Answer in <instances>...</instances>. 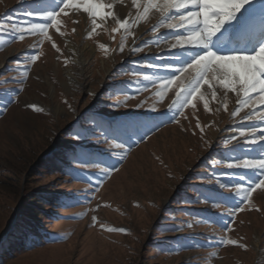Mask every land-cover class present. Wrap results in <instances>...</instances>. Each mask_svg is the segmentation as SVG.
<instances>
[{
    "label": "rangeland",
    "instance_id": "obj_1",
    "mask_svg": "<svg viewBox=\"0 0 264 264\" xmlns=\"http://www.w3.org/2000/svg\"><path fill=\"white\" fill-rule=\"evenodd\" d=\"M31 3L32 0H0V30L7 25L10 32L13 23L22 25ZM130 3L124 0L115 7L127 16L134 12ZM61 25L64 36L49 30L60 53L48 40L40 43L38 37L0 47V97L12 100L0 107V264H264V211H245L236 216L235 230L228 236L245 244L243 250L217 246L224 231L201 221L206 213L213 219L220 217L226 208L184 203L197 199L196 188L216 187L224 196L232 197L214 183L199 179L212 171H230L220 163L225 151L220 140L235 134L224 131L231 129L234 122L223 110L216 115L205 113L203 103L198 102L195 111L184 110L187 119L180 117V123L166 124L140 143H135L134 137L126 153L104 143L97 133L86 142L87 146L108 154L110 162L119 167L97 193L83 180L61 172L64 153L75 143L65 132L74 117L62 100L67 99L77 109V115L90 112L113 121H159L160 114L167 113L173 95L169 92L163 103H157L154 89L138 94L136 77L122 74V70L133 67L130 61L167 52L163 45L136 55H129L127 50L117 54L111 49L117 47L120 34H115L116 41L111 39V21L108 31L98 28L99 34L91 38L87 36L90 25L86 14L70 12L62 18ZM149 26L141 24L137 34ZM150 36L151 33L142 39ZM4 38L0 31V39ZM70 42L78 49V63L70 55ZM99 44L106 45L110 52L106 55ZM29 51L40 55L35 64L12 63L20 53ZM26 66L29 75L24 78ZM138 70L150 71L143 67ZM13 78L23 84L5 83ZM8 91H18L19 95L4 96ZM89 92L95 96L90 98ZM141 101L143 106L137 107ZM28 103L50 109L51 114H35L25 107ZM117 103L121 107H110ZM153 107L155 111L150 110ZM233 107L235 96L230 94L229 110ZM210 108H215V103ZM197 120L202 125H212L205 128L204 138L217 146L206 150L201 132L195 127ZM84 126L93 127L90 122ZM71 167L85 174H100L98 167ZM85 192L89 195L84 196ZM260 195L259 191L254 193L252 202L264 208ZM70 196L74 199L69 200ZM58 201L74 206L62 207ZM77 216L81 218L74 219ZM93 216L97 218L95 225ZM13 220L10 231L2 237ZM109 228L126 231L109 232ZM167 228L181 230L165 231Z\"/></svg>",
    "mask_w": 264,
    "mask_h": 264
},
{
    "label": "snow or ice",
    "instance_id": "obj_2",
    "mask_svg": "<svg viewBox=\"0 0 264 264\" xmlns=\"http://www.w3.org/2000/svg\"><path fill=\"white\" fill-rule=\"evenodd\" d=\"M116 4H124V0H32L31 10L25 12L26 19L22 25L13 23L10 32L6 30L7 25L0 30L6 37L0 39V47L23 41L26 37H38L41 38L40 43L48 40L51 47L60 53L61 49L52 40L49 30H56L60 36H64L65 32L61 31L62 18L70 12L83 13L90 25L87 32L89 38L99 34L98 28L108 31V22L111 21V39L116 41L115 34H120L119 41H116L117 47L111 49L112 53L124 54L127 50L129 55H136L146 49L150 51L152 47L161 48L162 45L168 49L167 52L130 61L133 67L122 70V74L136 77L138 94L154 89L157 103H163L169 92L173 94L167 105V113H161L159 121L151 118L113 121L90 112L77 115V109L67 99L62 100L74 117L65 132L75 143L69 145L64 153L61 172L83 180L93 193H97L112 173L119 171L117 164L110 162L108 154L87 146L86 142L97 133L104 138V143L123 149L126 153L130 151L134 137L135 143H140L160 127L172 122L180 123V117L187 119L184 110L191 108L195 111L198 102L203 103L205 113L216 115L223 110L234 122L231 129L224 131L235 134L220 140L225 147L224 159L220 163L230 171H212L199 179L214 183L219 189L232 193V197L224 196L216 187L196 188L197 199L185 200L184 203L202 202L212 208H226L227 211L220 217L213 219L210 213H206L201 221L215 224L224 231L225 235L217 242V246H234L246 250L245 244L230 238L228 233L235 230L233 224L239 213L264 211V208L252 202L253 194L258 191L261 193L259 199L264 202V0H131L129 7L134 12L127 16L120 14ZM141 24L150 26L138 35L136 29ZM149 33V39H142ZM129 39L131 44L128 43ZM138 40L141 43L138 44ZM32 47L35 49L36 45ZM99 48L106 55L110 52L104 44H99ZM39 59L40 55L29 51L20 53L12 63L31 65ZM64 63L67 65L68 60ZM138 67L150 71H139ZM22 75L28 77L29 67L23 69ZM13 82L23 84L22 80L17 81L15 78L5 81ZM230 94L235 96V107L231 110ZM18 95V91L4 93L7 97ZM88 96L92 98L95 93L89 92ZM10 103L11 99L3 100L0 97V107ZM213 103L215 108H210ZM143 104L141 101L137 107ZM25 107L35 114H51L50 109L46 110L35 103H28ZM110 107L119 108L121 105L117 103ZM150 110L156 109L153 107ZM89 122L93 127L84 126ZM195 127L201 132L200 139L206 150L217 146L214 141L204 138L205 128L212 125H202L197 120ZM71 165L80 169L98 167L100 174L94 176L77 172ZM58 205L74 206L66 201H58ZM225 216L229 219L225 220ZM92 223H97L96 216L92 217ZM100 227L103 229L104 225ZM164 230L176 232L181 229ZM107 231L126 230L109 228Z\"/></svg>",
    "mask_w": 264,
    "mask_h": 264
},
{
    "label": "bare ground",
    "instance_id": "obj_3",
    "mask_svg": "<svg viewBox=\"0 0 264 264\" xmlns=\"http://www.w3.org/2000/svg\"><path fill=\"white\" fill-rule=\"evenodd\" d=\"M121 10H122V9H121ZM121 13H122V12H121ZM68 48H69L70 55H71L73 61L76 62V63H78V60H77V59L79 58L78 49H77L73 44H71V42L68 43ZM84 48H85V47H83V48L81 49V51H82ZM79 52H80V51H79ZM80 57H81V56H80ZM80 60H81L82 63H84V61H83L82 58H81ZM79 63H80V62H79ZM68 78H69V80L71 81L72 76H71V75H68Z\"/></svg>",
    "mask_w": 264,
    "mask_h": 264
},
{
    "label": "water",
    "instance_id": "obj_4",
    "mask_svg": "<svg viewBox=\"0 0 264 264\" xmlns=\"http://www.w3.org/2000/svg\"><path fill=\"white\" fill-rule=\"evenodd\" d=\"M13 222H14V220L10 222L8 229L5 231V233L2 235V237H4L10 231L11 226L13 225Z\"/></svg>",
    "mask_w": 264,
    "mask_h": 264
},
{
    "label": "trees",
    "instance_id": "obj_5",
    "mask_svg": "<svg viewBox=\"0 0 264 264\" xmlns=\"http://www.w3.org/2000/svg\"><path fill=\"white\" fill-rule=\"evenodd\" d=\"M31 200H34V199H31ZM22 249L25 248V247H21Z\"/></svg>",
    "mask_w": 264,
    "mask_h": 264
}]
</instances>
